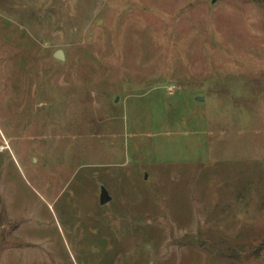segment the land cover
Segmentation results:
<instances>
[{
    "label": "rangeland",
    "instance_id": "374dc122",
    "mask_svg": "<svg viewBox=\"0 0 264 264\" xmlns=\"http://www.w3.org/2000/svg\"><path fill=\"white\" fill-rule=\"evenodd\" d=\"M0 264H264V0H0Z\"/></svg>",
    "mask_w": 264,
    "mask_h": 264
},
{
    "label": "water",
    "instance_id": "95a60500",
    "mask_svg": "<svg viewBox=\"0 0 264 264\" xmlns=\"http://www.w3.org/2000/svg\"><path fill=\"white\" fill-rule=\"evenodd\" d=\"M54 58L59 60V61H65V56L64 53L62 51H58L55 55ZM197 100H202L200 98H197ZM99 201L101 203V206H105L108 204V202L111 201V198L107 192V190L103 187L101 189V193H100V197H99Z\"/></svg>",
    "mask_w": 264,
    "mask_h": 264
}]
</instances>
